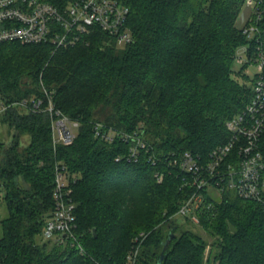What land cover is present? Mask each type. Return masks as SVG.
Returning <instances> with one entry per match:
<instances>
[{
    "label": "trees",
    "instance_id": "1",
    "mask_svg": "<svg viewBox=\"0 0 264 264\" xmlns=\"http://www.w3.org/2000/svg\"><path fill=\"white\" fill-rule=\"evenodd\" d=\"M119 1L130 8L132 41L126 44L98 29L68 48L0 44V102L8 106L0 113V132L6 125L14 139L8 147L0 138V199L7 210L0 264H127L134 252L135 264H157L162 253L161 264H264L258 203L231 191L220 200L207 193L212 207L201 210L200 223L215 240L205 262L206 241L176 217L193 189L182 186L165 159L149 160L172 151L205 158L230 139L227 122L253 95L248 64L236 59L249 42L238 24L244 1ZM50 97L79 121L72 144L55 147L49 112L19 105L41 99L46 109ZM97 122L139 130L153 149L130 161L128 144L95 136ZM259 149L264 161V132ZM58 162L69 171L85 254L43 238L55 209Z\"/></svg>",
    "mask_w": 264,
    "mask_h": 264
},
{
    "label": "built area",
    "instance_id": "2",
    "mask_svg": "<svg viewBox=\"0 0 264 264\" xmlns=\"http://www.w3.org/2000/svg\"><path fill=\"white\" fill-rule=\"evenodd\" d=\"M245 11L241 28L249 42L237 53V61L247 63L253 95L244 110L227 122L230 139L214 147L205 158L191 151H172L165 156L152 154L153 164L164 160L167 166L182 176L183 187H191L177 217L199 224L201 210L212 207L207 193L234 192L244 200L258 203L264 212V161L259 149L264 132V0H243ZM130 8L119 0H0V44L17 41L24 44L50 43L55 48L74 47L95 30L117 38L118 43L132 41L127 25ZM242 51V53H239ZM41 99H24L19 105L32 112H49L52 120V140L58 144H72L79 121L57 109L50 97L46 109ZM8 106L0 102V113ZM95 136L107 142L120 140L129 145L127 158L138 161L142 152L153 149L139 130L124 131L95 123ZM121 156L118 157V160ZM162 182L163 172H156ZM69 171L58 162L55 168L53 198L55 209L43 231L45 240L85 249L76 234V202L69 188ZM137 252L128 255L127 264H135Z\"/></svg>",
    "mask_w": 264,
    "mask_h": 264
},
{
    "label": "rangeland",
    "instance_id": "3",
    "mask_svg": "<svg viewBox=\"0 0 264 264\" xmlns=\"http://www.w3.org/2000/svg\"><path fill=\"white\" fill-rule=\"evenodd\" d=\"M244 11H245V9L243 8L242 11H241L239 20H238V24L239 25H241V21L240 20H241V17H242V14H243ZM119 45H123V44L119 43ZM239 53H242V51H240ZM234 67L238 69L240 66H239V64L237 62H235ZM246 72L248 73L247 70H246ZM249 73H253V69H251V71ZM7 130L8 129H7L6 125H4V126L2 125L1 126L0 138H1V135H2V139L5 141V145L10 147L12 145L13 141H14V139L12 137V133L13 132H7ZM28 139H29L28 135L25 134V135L22 136V141H23L24 144L27 143ZM0 190H1V186H0ZM211 190L214 193L213 189H211ZM1 194H2V192L0 191V195ZM216 195L218 197V200H220L221 197H220L219 192L216 193ZM6 215H7V210H6L5 202L0 199V236L2 234L1 220L4 219L6 217ZM178 222L179 223L183 222L181 225L184 226V229L193 230L194 232H196V234L201 236L206 241L207 247H206V251H205V262H207L208 258H209L210 251L212 250V243L215 240V237L211 236V234H210L211 228L210 227L209 228L204 227V226H202L201 223L196 224V223H193V222H190V221H185L181 217H178Z\"/></svg>",
    "mask_w": 264,
    "mask_h": 264
},
{
    "label": "water",
    "instance_id": "4",
    "mask_svg": "<svg viewBox=\"0 0 264 264\" xmlns=\"http://www.w3.org/2000/svg\"><path fill=\"white\" fill-rule=\"evenodd\" d=\"M172 236H173V233H170L168 240H170L172 238ZM163 259H164V254L162 253L161 256L158 259L157 264H161Z\"/></svg>",
    "mask_w": 264,
    "mask_h": 264
}]
</instances>
